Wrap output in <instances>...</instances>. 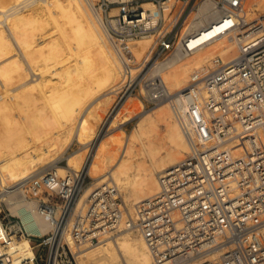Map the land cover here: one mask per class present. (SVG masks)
Returning a JSON list of instances; mask_svg holds the SVG:
<instances>
[{"label": "built area", "instance_id": "1", "mask_svg": "<svg viewBox=\"0 0 264 264\" xmlns=\"http://www.w3.org/2000/svg\"><path fill=\"white\" fill-rule=\"evenodd\" d=\"M205 1L92 4L122 63L119 100L140 88L146 104L170 102L188 151L159 175L158 192L137 203L135 216L108 184L94 188L85 213L75 215L84 172H48L30 185L29 194L54 211L59 207L53 201L60 202L59 222L35 243L37 236L19 217L0 209V264H79L83 245L121 229L141 234L152 264H264V14L250 18L244 0H213L237 17L238 53L227 63L218 59L205 74L206 95L187 89L174 96L161 76H143L180 43L188 44L184 29ZM147 36L153 40L149 57L137 62L130 43ZM15 235L31 238L33 259L8 253Z\"/></svg>", "mask_w": 264, "mask_h": 264}, {"label": "bare ground", "instance_id": "2", "mask_svg": "<svg viewBox=\"0 0 264 264\" xmlns=\"http://www.w3.org/2000/svg\"><path fill=\"white\" fill-rule=\"evenodd\" d=\"M97 1L0 0V197L17 196L14 201L18 202H11L8 211L22 220L31 235L41 236L52 230L62 210L59 207L54 211L46 203L29 199L23 189L27 183L38 182L50 171L60 177L84 172L90 163L88 174L98 184L113 186L127 213L135 216L137 203L158 192L159 175L176 166L188 151L177 113L165 100L152 114L130 115L140 118L125 142L123 133L111 135L108 144L122 150L118 162L104 154L106 139L100 132L83 169L50 165L65 152L80 128L84 100L100 86L114 83L115 88L123 81L121 60L92 9ZM244 5L252 19L264 14V0H244ZM144 6L152 8L150 3ZM207 19H211L209 24ZM236 23V15L213 0L205 1L184 29L183 34L190 35L188 44L180 43L164 58L169 57L173 69L158 73L154 68L159 60L151 75L161 76L174 96L187 89L201 97L206 95L204 77L215 69L217 60L209 61L216 56L227 63L237 56ZM151 43L150 36L130 43L137 62L149 57ZM179 51L178 56L170 57ZM116 130L121 132L122 128ZM46 168L49 171H44ZM93 190L90 186L82 193L75 215L85 213ZM117 232L83 245L79 264H152L139 232ZM8 251L21 261L35 257L28 236L15 235Z\"/></svg>", "mask_w": 264, "mask_h": 264}, {"label": "rangeland", "instance_id": "3", "mask_svg": "<svg viewBox=\"0 0 264 264\" xmlns=\"http://www.w3.org/2000/svg\"><path fill=\"white\" fill-rule=\"evenodd\" d=\"M196 12L188 20L187 23L195 19ZM262 13H264V11L261 12V14ZM209 21H211V19H207L206 23L209 24ZM149 47H151V45ZM180 52L181 51L176 52L170 57L178 56ZM168 59L169 57L166 60H164V58L161 59L160 63L157 64L154 70L157 69L158 73H165L167 71H171L173 69V66L168 61ZM218 59L219 57L215 56L213 59L209 61V64L214 63V61ZM150 68L151 66L146 68V70L143 73V76H145L148 72H150ZM31 77L37 78V76L34 77L33 74H31ZM0 84H1L0 86H2L0 87L1 89L3 88V84L1 83V81ZM113 84L114 83L110 85H103L98 87L94 92L91 93V95L88 98L84 100V102H86V105L82 110V112L80 113V121H81L80 128L76 133L73 134V137L70 140V145L65 150V152L50 165L58 164L60 166H66V167L69 166L70 168H75V167L82 168L83 167L82 165L85 163V160L87 163L88 162L87 159H90L89 157L94 149L93 147L95 143V137L100 132L103 135H105L104 137L106 139L103 142L104 154L109 155L114 163L118 162L122 158V150L121 147L115 144H111V145L108 144L111 135L114 134L120 135V133H123L124 135L123 141L125 142L127 136H129L133 132L140 118V116L131 118L130 116L131 114H142V115L152 114L162 103H165L162 101L159 103L156 102L153 104H146L142 99L140 88H138L136 91L129 92L127 95H125L123 99L119 100L118 90L116 92H111V90L115 88H119L120 83L115 88H113ZM14 86H17L16 83L14 84ZM118 127L122 128L121 132L116 130ZM110 128L112 129L108 130ZM160 133L161 136L164 134L163 127L161 128ZM49 169L50 168H46L44 171H49ZM89 169H90V163L86 164L85 166L84 176L86 177V179H85V188L83 190L84 191L83 195L86 189L89 188L90 186L92 187L93 190L94 188L101 185L95 182V180L88 174ZM103 172L107 173L108 171L103 170ZM31 184L32 182L27 183L25 187H23V189L26 191V195H28V198L34 200L35 198L30 197L29 194L30 192L29 188ZM7 196L0 197V199H2L1 209L3 213L10 214V212L8 211V208H10L11 205L10 203L11 202L17 203L18 201L17 200L14 201V198L17 197L16 195L11 194V196L10 195L9 197ZM53 203H55L56 205L55 208L62 206L60 202L53 201ZM84 203H85V199H84ZM50 231L51 230L48 231L46 230L44 233L47 234ZM44 233L43 235H45ZM117 233L120 232L116 231L110 234L115 235ZM36 239L37 241L35 243H37L38 240L40 239V235L39 236L37 235Z\"/></svg>", "mask_w": 264, "mask_h": 264}]
</instances>
